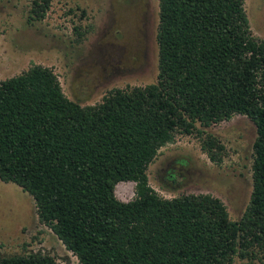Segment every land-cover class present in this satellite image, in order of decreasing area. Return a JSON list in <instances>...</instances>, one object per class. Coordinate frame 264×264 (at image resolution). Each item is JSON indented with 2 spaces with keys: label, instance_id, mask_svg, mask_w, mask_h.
<instances>
[{
  "label": "trees",
  "instance_id": "16d2710c",
  "mask_svg": "<svg viewBox=\"0 0 264 264\" xmlns=\"http://www.w3.org/2000/svg\"><path fill=\"white\" fill-rule=\"evenodd\" d=\"M51 1L33 2L36 20ZM246 1L160 0L156 83L112 90L95 105L69 99L41 65L0 81V181L33 198L40 224L80 264H252L264 256V39L253 34ZM236 115L257 128L240 220L210 194L167 199L150 186L163 147ZM203 150L215 163L226 152L211 137ZM120 183H135L133 200L117 198ZM0 264L59 263L29 253Z\"/></svg>",
  "mask_w": 264,
  "mask_h": 264
},
{
  "label": "rangeland",
  "instance_id": "374dc122",
  "mask_svg": "<svg viewBox=\"0 0 264 264\" xmlns=\"http://www.w3.org/2000/svg\"><path fill=\"white\" fill-rule=\"evenodd\" d=\"M34 1L0 0V81L32 65L48 67L65 95L83 105L98 104L115 89L156 83L160 0H52L42 20L31 12ZM245 9L253 34L264 39V0H247ZM198 129L200 134L178 135L159 151L148 169L150 186L167 199L184 193L210 194L238 221L253 190L257 128L247 117L236 115ZM209 137L226 148L221 163L212 162L203 150ZM171 175L175 181L168 180ZM135 188V183H120L116 196L129 202ZM0 243V257L42 253L59 264H80L54 232L40 224L33 198L2 181ZM246 263L237 258L234 264ZM252 264H264V256Z\"/></svg>",
  "mask_w": 264,
  "mask_h": 264
}]
</instances>
